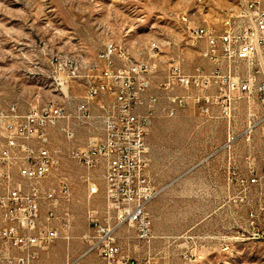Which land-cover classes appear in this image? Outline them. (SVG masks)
<instances>
[{
    "label": "rangeland",
    "instance_id": "obj_1",
    "mask_svg": "<svg viewBox=\"0 0 264 264\" xmlns=\"http://www.w3.org/2000/svg\"><path fill=\"white\" fill-rule=\"evenodd\" d=\"M236 0H0V99L4 108L15 104L20 113L49 100L67 104L56 94V79H49L52 58H75V65L88 67L107 41H114L135 61L149 59L154 45L161 46L156 57L158 72L152 92L159 97L157 113L148 135L147 180L159 189L147 206L152 237L138 240L132 227L122 226L117 241L123 255L136 264H264V175L260 136L252 145L258 155L257 183L247 172L249 161L238 158L246 151L243 142L234 154L218 152L226 138L228 120L236 130L243 126L247 101L232 104L230 118L221 107L209 114L200 104L180 108L174 116L161 112L169 105L171 93L159 90L172 59L181 56L182 69L192 73L196 66L207 68L200 51L203 43L193 41L179 20L183 14L217 25L222 9ZM84 72V71H82ZM98 74V72H95ZM84 81L73 82L69 94L82 101ZM180 92V91H176ZM228 112V110H227ZM53 147L61 151L58 169L38 183L42 190L57 187L66 177L70 200L66 207L72 224L70 240H58L49 255L36 264H63L68 253L79 255L84 236L91 228L89 209L103 216L105 208L103 167L90 172L99 192L89 195V172L66 156L68 147L83 145L84 133L75 143L67 142L58 129L50 131ZM217 153L202 161L204 152ZM233 151V150H231ZM13 181H18L16 172ZM0 183V194L3 193ZM84 264H104L90 255Z\"/></svg>",
    "mask_w": 264,
    "mask_h": 264
},
{
    "label": "built area",
    "instance_id": "obj_2",
    "mask_svg": "<svg viewBox=\"0 0 264 264\" xmlns=\"http://www.w3.org/2000/svg\"><path fill=\"white\" fill-rule=\"evenodd\" d=\"M179 20L193 41L203 43L200 54L207 68L196 66L192 73H185L181 56L172 59L157 86L171 93L169 105L161 112L174 116L180 108L200 104L205 114L221 107L230 118L232 104L246 100L243 126L237 131L228 120L225 142L218 151L230 156L240 142L251 148L259 135L264 175V0H236L232 9L221 10L217 25L185 14ZM160 53L158 45L149 52V59L135 61L110 40L88 67L76 66L75 58L65 61V55L51 59L48 78L56 79V94L63 95L67 104L48 100L20 113L15 104L4 108L0 99V183L4 191L0 194V264H36L58 240H70L67 178L46 190L38 185L60 165L62 153L53 147V129L69 143L77 141L80 131L84 133L83 145L68 147L66 156L89 172L85 179L89 195L100 189L90 172L98 165L103 167L106 203L103 216L96 209L88 210L91 231L83 237L85 248L79 255L68 253L63 264H84L90 255L104 264H136L123 255L117 232L125 225L134 228L138 240L152 237L147 206L159 189L145 175L146 139L157 113L159 97L152 87ZM76 81H84L81 102L68 92ZM243 158L249 161L251 183H257L258 166L252 161L258 155ZM14 172L18 181H13ZM259 215L264 220V208Z\"/></svg>",
    "mask_w": 264,
    "mask_h": 264
},
{
    "label": "crops",
    "instance_id": "obj_3",
    "mask_svg": "<svg viewBox=\"0 0 264 264\" xmlns=\"http://www.w3.org/2000/svg\"><path fill=\"white\" fill-rule=\"evenodd\" d=\"M214 108V107H213ZM212 108V109H213ZM224 142H225V139H224ZM224 142H223V144H224ZM255 142H256V140H255ZM255 142L253 143V144H255ZM244 143V142H243ZM222 144V145H223ZM221 145V146H222ZM244 145H246V144H244ZM221 148V147H220ZM247 150L246 151H244V152H242V154L238 157V158H240V159H244L243 158V156L244 155H246V154H251V153H253L252 152V147L251 148H248L247 146L245 147ZM219 153H221L222 154V156H224L225 157V155L227 154V152L226 151H224V150H220V151H218ZM213 153H211V152H204L203 153V157H202V161L204 162V161H207V160H209V159H211L214 155H212ZM45 253H47V255H49L50 254V252H45ZM44 253H42L41 255H43Z\"/></svg>",
    "mask_w": 264,
    "mask_h": 264
},
{
    "label": "bare ground",
    "instance_id": "obj_4",
    "mask_svg": "<svg viewBox=\"0 0 264 264\" xmlns=\"http://www.w3.org/2000/svg\"><path fill=\"white\" fill-rule=\"evenodd\" d=\"M254 1H261V0H254ZM232 8H233V4H231V6L226 7V8H224V9H232ZM156 46H158V45H154V47H152V49L156 48ZM152 49H151V50H152ZM69 61H72V60L70 59ZM50 102H53V101H50Z\"/></svg>",
    "mask_w": 264,
    "mask_h": 264
}]
</instances>
